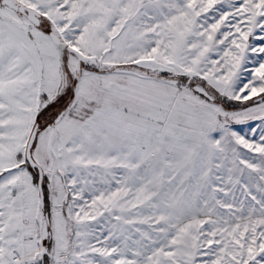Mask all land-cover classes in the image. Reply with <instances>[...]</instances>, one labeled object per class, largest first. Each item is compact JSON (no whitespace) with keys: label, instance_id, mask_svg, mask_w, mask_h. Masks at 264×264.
<instances>
[{"label":"snow or ice","instance_id":"1","mask_svg":"<svg viewBox=\"0 0 264 264\" xmlns=\"http://www.w3.org/2000/svg\"><path fill=\"white\" fill-rule=\"evenodd\" d=\"M0 264H264V0H0Z\"/></svg>","mask_w":264,"mask_h":264},{"label":"rangeland","instance_id":"2","mask_svg":"<svg viewBox=\"0 0 264 264\" xmlns=\"http://www.w3.org/2000/svg\"><path fill=\"white\" fill-rule=\"evenodd\" d=\"M251 66V65H250ZM249 66V67H250ZM248 103H251V102H248ZM232 104H234L235 106L234 107H237L238 106V102H233ZM230 108H232V107H230Z\"/></svg>","mask_w":264,"mask_h":264},{"label":"trees","instance_id":"3","mask_svg":"<svg viewBox=\"0 0 264 264\" xmlns=\"http://www.w3.org/2000/svg\"><path fill=\"white\" fill-rule=\"evenodd\" d=\"M258 99V98H257ZM228 107H234L235 105L234 104H229V105H227Z\"/></svg>","mask_w":264,"mask_h":264}]
</instances>
